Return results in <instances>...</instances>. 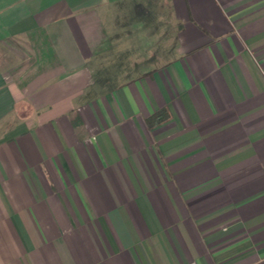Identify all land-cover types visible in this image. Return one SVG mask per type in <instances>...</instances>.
I'll return each mask as SVG.
<instances>
[{"label":"crops","instance_id":"1","mask_svg":"<svg viewBox=\"0 0 264 264\" xmlns=\"http://www.w3.org/2000/svg\"><path fill=\"white\" fill-rule=\"evenodd\" d=\"M0 264H264V0H0Z\"/></svg>","mask_w":264,"mask_h":264}]
</instances>
